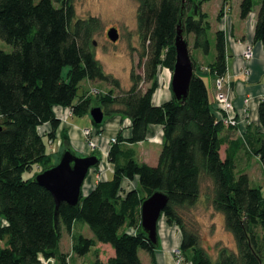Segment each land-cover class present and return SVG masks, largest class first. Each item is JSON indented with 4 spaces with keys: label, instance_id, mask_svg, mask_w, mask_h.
Instances as JSON below:
<instances>
[{
    "label": "trees",
    "instance_id": "16d2710c",
    "mask_svg": "<svg viewBox=\"0 0 264 264\" xmlns=\"http://www.w3.org/2000/svg\"><path fill=\"white\" fill-rule=\"evenodd\" d=\"M136 1L142 46L138 66L143 72L133 66L131 88L124 90L120 79L106 73L96 54L95 35L103 25L100 17H77L73 0H0V38L13 47L12 51L0 47V264H40L41 254L57 257V264H69L68 253L59 249L63 227L72 230L74 220L85 221L94 232L93 237L82 233L74 238L78 255L99 243H110L116 254L105 263L98 254L95 264H144L140 249L149 252L151 263L157 264L160 246L143 230L140 207L158 189L170 196L163 216L182 231L179 250L186 260L192 264H264V191L251 184L247 172L236 170L237 149L221 155L224 123L213 110L203 64L192 55L195 75L186 103L174 98L161 105L152 101L159 86V68L164 65L173 71L176 63L174 39L184 0ZM186 1L185 28L194 37L193 48L207 56L212 50V27L202 9L206 0ZM231 1H223L219 17ZM240 3L243 18L259 5L255 36L264 45V0ZM215 38V59L207 69L218 78L225 77L226 32L217 30ZM66 66L69 70L64 75ZM86 78L112 87L96 97L105 115L119 113L133 119L129 142L144 141L149 126L158 123L163 125L164 144L153 166L141 162L134 150L124 149L123 137L118 135L108 153L116 165L112 179L98 182L76 207L64 202L57 224L51 190L34 179L39 171L31 177L24 174L34 166L43 171L58 161L63 150H73L65 142L58 154L50 153L39 128L51 123L49 139L55 137L61 124L56 105L70 107L75 115L91 111L93 94L86 91L79 96ZM259 114L264 126V99ZM258 136L255 153L264 165V133ZM63 137L66 140L67 133ZM137 175L139 187L123 191V179ZM205 179L212 182L206 194L214 209L225 216L237 248L218 244L216 258L203 247L199 231L185 217L200 201Z\"/></svg>",
    "mask_w": 264,
    "mask_h": 264
},
{
    "label": "crops",
    "instance_id": "0c3cea01",
    "mask_svg": "<svg viewBox=\"0 0 264 264\" xmlns=\"http://www.w3.org/2000/svg\"><path fill=\"white\" fill-rule=\"evenodd\" d=\"M206 1H217L218 4L216 23L210 21L214 45L216 42L215 36L217 30H224L227 37L228 72L224 77L223 88L220 90L218 89L216 82L218 77L207 69V65L210 61L206 60L207 56L204 55L203 52H200L201 59L198 60L204 67L201 72L209 87L213 110L216 116H218V119L221 121L223 117L234 115L240 120L239 126H230L224 123L221 136L225 137L226 140L222 145L221 155L222 157H226L229 149H237L236 170H238L239 173L247 172L250 176L251 184L256 181L260 182L259 184L262 182L261 185L257 186H261L263 190L264 165L259 155L255 153V146L257 145L259 137L258 133H264V126L261 124L259 114L260 102L264 99V45L263 42L256 40L255 36L259 5L250 13V16L243 18L240 15V0V5L237 10L234 11L233 6L230 4L223 16L219 17L218 14L222 9L224 0ZM206 1L202 3V9L204 12L206 11L208 13L205 5ZM249 49H252L253 52L251 58L246 56V51ZM158 74L159 86L153 93L152 101L153 104L161 105L165 103V101L174 98L171 84L173 71L163 65L159 68ZM85 80H88L90 84L87 90L90 92L95 89L97 90V88L101 90V92H107L112 88L108 84H106L105 88L95 87L92 84L96 83L98 80L93 81L89 78ZM144 86H147V84H144ZM93 95L96 97L98 94L93 93ZM98 105H92V107H97ZM54 110L61 122L55 132V137L49 139V132L52 131L51 123L45 122L39 128V131L47 140L50 153L54 155L58 154L63 149V143L67 142L72 146L75 152L89 155L93 150L87 143V138L83 130L92 127L96 129L98 133L96 141L100 147L95 153L101 155V161L97 167L91 168L82 187L84 195L90 193L101 180L112 179L116 165L109 160L108 153L112 146L111 139L120 134L123 137L121 145L124 149L134 150V152H136V157L141 162H147L153 166L158 164L157 162L164 144V129L162 124H151L148 129L147 138L144 139V141L131 143L127 140L132 136L133 132V119L130 117L119 113L110 114V116L105 115L104 121L98 125L96 121L93 120L91 111L84 115H75L70 107L61 105H56ZM63 132L67 133L66 140L63 137ZM139 179V175L135 176L134 179L125 177L122 181L123 191H129L139 187ZM159 227L161 243L157 250L156 263L192 264L191 261L186 259H183V261L180 259L178 260L176 256L175 252L179 250L183 240L180 228L175 224L169 225L165 216L161 217ZM128 230L136 232L133 228H128ZM62 233L63 236L60 241L59 250L68 253L69 264H95L98 254L101 261L105 263L116 254L110 243H99L93 246L88 253L83 254V256L78 255L74 251L73 241L77 235L83 233L88 237L94 236V232H92L85 221L74 220L72 230L68 231L66 227H63ZM139 252L142 258V252L140 250ZM40 256L42 260L40 264H57L58 262L55 256L49 258L42 254ZM142 262L144 264H153L151 263V256L150 259H147L146 263L142 258Z\"/></svg>",
    "mask_w": 264,
    "mask_h": 264
},
{
    "label": "rangeland",
    "instance_id": "374dc122",
    "mask_svg": "<svg viewBox=\"0 0 264 264\" xmlns=\"http://www.w3.org/2000/svg\"><path fill=\"white\" fill-rule=\"evenodd\" d=\"M239 1L240 0H232L230 2L234 11L239 8ZM73 3L77 11V17L87 18L94 15L100 17L103 25L101 30L95 35L97 57L104 66L106 73H111L113 76L120 79L121 86L124 89H130L132 84V78L130 75L132 67L135 66L139 73L143 72V68L138 66L142 46L139 39L137 1L73 0ZM57 5H60V3H57ZM205 5L210 16L209 20L216 23V11L218 10L217 1H206ZM111 27L118 28V31L120 32V37L116 42L112 41L108 35V30ZM186 36L190 42L189 50L191 51V55H193L198 61L201 59L200 52L202 51L199 49L195 50L193 48L194 37L192 34H186ZM210 38L212 41L213 50L207 55L206 60L214 61L216 49L212 30L210 31ZM0 46L6 51L13 50L12 45H10L8 42H5L2 38H0ZM68 70L69 67L66 66L63 72L64 75H67ZM106 84V82L98 80L92 85L99 88H105ZM89 87L90 84L88 80L83 81L79 87V96L86 93ZM93 97L94 101L92 105H98L99 99H97L95 95H93ZM88 144L90 145V143ZM90 147L93 150L92 153H95L98 151L100 145H97V147H92V145H90ZM36 171L40 172L42 171V168L40 166H34V170L27 171L24 176H34ZM259 183L260 182L256 181L252 184L255 186L262 184V182L261 184ZM203 185L202 197L200 201L195 206H192L190 209H188L187 212H185V217H187L188 225L199 231L202 238L203 247L205 246V248L208 249V251L212 254L213 258H216L218 256V244L221 246L228 245L230 248L234 249L237 248L232 233H230V231L225 226V216L214 209V206L211 204V200L206 194L207 188L209 187L210 189L212 182L208 179H205L203 180ZM140 251L142 252V258L146 263L147 259H150V253L144 249H140ZM175 253L178 257V260L180 259L183 261V259H185V256L180 252V250L176 251Z\"/></svg>",
    "mask_w": 264,
    "mask_h": 264
},
{
    "label": "water",
    "instance_id": "95a60500",
    "mask_svg": "<svg viewBox=\"0 0 264 264\" xmlns=\"http://www.w3.org/2000/svg\"><path fill=\"white\" fill-rule=\"evenodd\" d=\"M186 5L187 1L184 0L177 26V35L174 39L177 57L171 80L174 99L184 103L189 99L190 82L195 75V63L189 50L190 42L186 36L188 34L187 28H185ZM108 35L112 41L116 42L120 37V32L118 28L111 27L108 30ZM91 115L97 124L102 123L105 118V110L100 105L92 107ZM100 161L101 155L97 153H90L89 155L76 154L72 149L67 148L62 151L55 164L46 167L35 175L34 179L50 189L53 194L56 201V222L59 218V209L64 202L74 207L80 204L83 195V184L91 168L97 167ZM169 198L170 196L167 193L158 189L148 195L140 207L142 228L156 246H160L161 243L159 223Z\"/></svg>",
    "mask_w": 264,
    "mask_h": 264
},
{
    "label": "built area",
    "instance_id": "2783aa9c",
    "mask_svg": "<svg viewBox=\"0 0 264 264\" xmlns=\"http://www.w3.org/2000/svg\"><path fill=\"white\" fill-rule=\"evenodd\" d=\"M252 54H253L252 49L251 50L249 49L248 51H246V56L248 58H251L252 57ZM223 81H224V77H220L219 76V78H217V81L216 82L218 84V89L219 90L223 88V85H224V82ZM100 92L101 91H99L97 89V90H92L90 92V94H93V93L94 94H98ZM222 121H223V123H225L227 125H230V126H232V125L233 126H239V124H240V120L238 118H236L234 115H230V116H227V117H223L222 118ZM83 132L85 133V136L87 138V142L90 143V145H92V147H97L98 143H97L96 139H97L98 133H97L96 129H94L92 127H88V128H85L83 130ZM113 141H116V137H113L111 139V142L112 143H113Z\"/></svg>",
    "mask_w": 264,
    "mask_h": 264
}]
</instances>
